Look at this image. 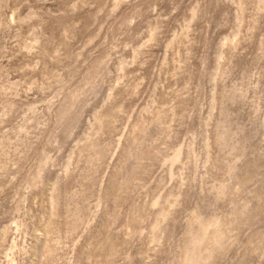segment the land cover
I'll use <instances>...</instances> for the list:
<instances>
[{"label":"rangeland","instance_id":"rangeland-1","mask_svg":"<svg viewBox=\"0 0 264 264\" xmlns=\"http://www.w3.org/2000/svg\"><path fill=\"white\" fill-rule=\"evenodd\" d=\"M0 264H264V0H0Z\"/></svg>","mask_w":264,"mask_h":264}]
</instances>
